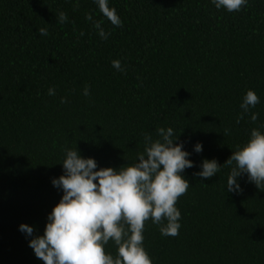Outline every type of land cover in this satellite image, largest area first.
<instances>
[{
	"label": "trees",
	"instance_id": "trees-1",
	"mask_svg": "<svg viewBox=\"0 0 264 264\" xmlns=\"http://www.w3.org/2000/svg\"><path fill=\"white\" fill-rule=\"evenodd\" d=\"M109 7L123 27L93 0H0V264H44L29 240L44 234L62 198L52 180L64 174L66 148L94 158L98 169L119 170L161 127L174 130L196 167L182 173L191 186L176 203L179 235L164 237L145 222L153 264H264V187L243 174L242 191L228 192L229 166L211 179L194 175L204 159L223 166L252 129L264 132V0L231 13L211 0H109ZM87 14L103 21L107 40ZM248 90L260 103L237 124ZM21 224L34 227L33 237ZM105 251L115 256L116 246L110 241Z\"/></svg>",
	"mask_w": 264,
	"mask_h": 264
},
{
	"label": "clouds",
	"instance_id": "clouds-1",
	"mask_svg": "<svg viewBox=\"0 0 264 264\" xmlns=\"http://www.w3.org/2000/svg\"><path fill=\"white\" fill-rule=\"evenodd\" d=\"M93 3L114 27H123L116 9L109 7V0H93ZM211 3L217 10L231 13L241 11L248 0H211ZM86 19L93 21L91 14ZM67 20V14L61 11L57 22L63 24ZM102 24L103 21H93L98 35L107 40L111 33ZM38 32L41 36L49 34L47 28H40ZM112 67L126 71L120 60H113ZM48 95L55 96V88H49ZM83 95H90L89 87H85ZM61 103L67 100L62 98ZM259 103L255 91L248 90L236 123ZM258 116L251 113V120L257 121ZM229 134L230 129H225L224 135ZM157 135L159 138L155 140L145 135L144 152L138 154L134 164L119 170L98 169L97 161L82 157L77 147L64 150L61 163L64 174L52 180L63 195L47 217L44 234L33 237V226H19L26 237H33L29 247L39 260L44 264H153L144 248L145 222L151 220L159 225L164 237L179 235L182 217L176 203L191 186L182 173L196 167L189 158L192 153L184 150L183 143H177L179 137L171 127L159 128ZM193 151L202 153L203 144L197 142ZM224 166L231 167L228 192L242 191L238 178L243 174L259 189L264 187V132L252 129L248 142L238 146L223 166L215 159H204L199 166L201 170L194 175L202 180L211 179ZM110 241L116 246L115 256L105 251Z\"/></svg>",
	"mask_w": 264,
	"mask_h": 264
}]
</instances>
